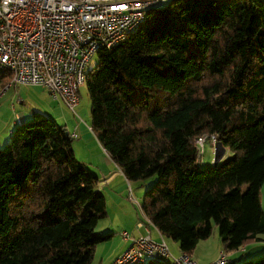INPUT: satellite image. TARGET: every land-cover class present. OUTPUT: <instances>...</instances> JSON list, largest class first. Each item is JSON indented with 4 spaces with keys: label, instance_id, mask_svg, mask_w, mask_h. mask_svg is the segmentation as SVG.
<instances>
[{
    "label": "trees",
    "instance_id": "trees-1",
    "mask_svg": "<svg viewBox=\"0 0 264 264\" xmlns=\"http://www.w3.org/2000/svg\"><path fill=\"white\" fill-rule=\"evenodd\" d=\"M97 56L86 77L90 125L128 180L157 178L143 214L190 254L215 227L225 252L259 241L264 0H161ZM32 117L0 148V264H90L114 235L97 230L108 214L99 176L65 126ZM204 134L219 135L225 164H201ZM259 257L232 264H264Z\"/></svg>",
    "mask_w": 264,
    "mask_h": 264
},
{
    "label": "built area",
    "instance_id": "built-area-1",
    "mask_svg": "<svg viewBox=\"0 0 264 264\" xmlns=\"http://www.w3.org/2000/svg\"><path fill=\"white\" fill-rule=\"evenodd\" d=\"M161 0H0V75L10 74L12 85H37L63 102L77 117L80 87L101 49L122 42L144 21L148 9ZM20 103V100H19ZM80 118V117H79ZM82 122V118H80ZM90 129L91 125L88 126ZM73 139L79 133H71ZM218 134L196 139L198 156ZM229 155L228 151L226 152ZM145 216V215H144ZM152 221L145 216L144 227ZM131 244L112 264H143L168 260L171 264H199L190 253L173 255L166 240L150 233L122 232ZM225 251L208 264H228Z\"/></svg>",
    "mask_w": 264,
    "mask_h": 264
},
{
    "label": "crops",
    "instance_id": "crops-1",
    "mask_svg": "<svg viewBox=\"0 0 264 264\" xmlns=\"http://www.w3.org/2000/svg\"><path fill=\"white\" fill-rule=\"evenodd\" d=\"M165 1L167 0H162V2H165ZM1 84H4V83L0 81V85ZM4 85H6L5 89H9L13 87V86H9V83L7 84L5 83ZM38 89L42 91L44 90L42 89V87ZM19 100H20V103L23 102L20 98ZM15 108L16 106L14 107L13 120H11L12 128L11 130H9L10 132L8 136L2 137V138L0 137V147L10 139L11 132L13 131L14 127L19 122H22L28 119V116L24 110L18 111V110H15ZM82 124H83L82 122L76 123L72 127L73 129L72 130L70 129L71 130L70 133L77 131L79 133V138L82 144H89L90 142H92L94 145L93 147L97 150V156L93 158L90 164L95 168L94 169L95 173L99 176L98 188L102 192H104V194L106 193L105 196L107 199L108 214L104 219H102L99 222L97 226V230L100 232H113L114 234L111 240L106 241L107 243L103 242L97 246L95 256L97 255L100 246L102 247L104 246L103 248L101 247L102 249L100 251V256L102 257L101 264L103 263L104 260L107 259V258H104L105 257L104 253L106 252V250L115 251L116 256L122 253L130 243L128 239L123 237L122 235L123 231H129L135 236H138L140 234L150 233L151 237L156 241H161L164 238L171 252L174 253L173 251L175 250V247L172 248L168 242V239L170 238L164 236L153 223H146L144 227H140V228L137 227V224L139 221L138 217L136 216L135 213L133 215L129 211V209H131V206H132V202H131L132 200L131 199L132 181L128 180V178L126 177L122 169L113 160L110 154H108V152L102 147L94 131L88 127L90 124L85 123L83 124L84 126ZM74 150L76 152V155H78L77 150L76 149ZM123 216H124V219H122ZM118 223L122 226H117ZM117 227L118 229H120L119 233L123 239L122 240L121 238H119V241H117L119 243L123 242L121 245V248L120 247L117 248V246L119 245V243L117 242L108 243L114 240L115 235L117 233L116 232ZM216 229L217 228L215 227L214 232ZM259 237H260V240L257 242H252L253 244L251 245L250 243H248V244L243 245L236 251L225 252L228 260L230 261L228 264L238 263L244 260L253 259L254 251H256L255 255L264 254V234L259 235ZM173 242H174L173 243L174 246L176 244L178 251L181 252L179 243L175 241ZM252 250L253 252H251ZM223 251L224 250H223L222 241L219 236V233H214L212 237H209L205 240H201L191 255L199 264H208L216 260L221 254V252Z\"/></svg>",
    "mask_w": 264,
    "mask_h": 264
},
{
    "label": "rangeland",
    "instance_id": "rangeland-1",
    "mask_svg": "<svg viewBox=\"0 0 264 264\" xmlns=\"http://www.w3.org/2000/svg\"><path fill=\"white\" fill-rule=\"evenodd\" d=\"M97 62H98V56L95 55L91 61L89 69L95 67ZM12 86L13 87L9 89H5L6 85L4 84L0 85V137L1 138L8 136L10 132L9 130H11L12 128L11 120H13L15 106H16L15 110L18 111L24 110L28 116V119L33 118L32 116L34 112H40L49 117L55 118L58 124L65 126L70 132L73 129L72 127L76 123L81 122L80 118H82L83 124L85 123L91 124V102H90V96L88 93V88L86 83L80 87V92H79L80 103L76 109L79 115L78 117L74 115V113L63 102L59 100H55L49 94V92L45 90L43 87H42V89H44L43 91L38 89L41 88V86H37V85H12ZM19 98L23 102L19 103ZM4 144L1 147H3ZM93 146L94 145L92 142H90L89 144H82L80 138L72 139V147L73 149H76L78 152V155H76L77 158L80 161H82L84 165L87 166L90 170H93L95 172L94 170L95 168L90 164L93 158L97 156V150ZM201 150H202L200 157V162H202L201 164L203 166L212 165L215 158V148H213L209 139L205 142V147L201 148ZM228 154L231 156L230 152ZM156 179H157L156 177H152L146 180L132 181L131 183L132 206L131 209H129V211L133 215L134 213L136 214L139 220L138 223L145 221V216L141 210V204L143 202L145 191L156 181ZM246 186L247 185H244V188H246ZM261 198H262V206L264 209V183L261 188ZM122 219H124V216L122 217ZM117 226H122V225L118 223ZM116 232L117 233L115 235L114 240L108 243H115L119 241V238L122 239V236L119 233L120 229H118V227ZM214 233H218L217 229L215 230V232L213 231V234L210 237H212ZM168 242L172 248L175 247V250L173 249L174 250L173 255L178 256L180 251H178L176 244L174 246L173 244L174 242L171 239H168ZM122 243L123 242H120L117 248L119 247L121 248ZM130 244L131 242L129 243V245ZM251 244L253 243L250 242V245ZM129 245L127 246V248L129 247ZM101 247L102 246H100L98 253L95 256V259L90 264H101L102 257L100 256V251L104 246L102 248ZM251 252H253V250ZM122 253L116 256L115 251L106 250V252L104 253L105 254L104 258L107 259L104 260L102 264H112L116 260V258H118ZM255 254L256 251L253 252V256L256 257V259L260 258L259 257L261 256L260 254L259 255L258 254L255 255Z\"/></svg>",
    "mask_w": 264,
    "mask_h": 264
},
{
    "label": "water",
    "instance_id": "water-1",
    "mask_svg": "<svg viewBox=\"0 0 264 264\" xmlns=\"http://www.w3.org/2000/svg\"><path fill=\"white\" fill-rule=\"evenodd\" d=\"M226 152V147L222 144L221 141H218L215 148V158L213 161V165L225 164L231 158L230 155H227Z\"/></svg>",
    "mask_w": 264,
    "mask_h": 264
}]
</instances>
